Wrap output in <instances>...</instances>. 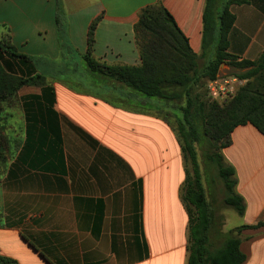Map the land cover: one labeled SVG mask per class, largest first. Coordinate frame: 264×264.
I'll list each match as a JSON object with an SVG mask.
<instances>
[{
    "label": "crops",
    "instance_id": "crops-1",
    "mask_svg": "<svg viewBox=\"0 0 264 264\" xmlns=\"http://www.w3.org/2000/svg\"><path fill=\"white\" fill-rule=\"evenodd\" d=\"M245 1L229 7L226 54L238 63L264 51V0ZM155 4L196 56H212L214 44L202 48L206 0H0V40L8 34L50 89L17 94L21 144L27 127L36 144L27 159L43 163L20 161V145L0 173V256L18 264L188 263L184 158L176 132L155 111L168 102L90 72L83 60L88 28L100 18L92 58L140 66L133 28ZM227 78L234 94L246 83ZM230 140L222 154L246 204L242 225H254L264 218V136L247 124ZM243 233L244 264H264V227Z\"/></svg>",
    "mask_w": 264,
    "mask_h": 264
},
{
    "label": "trees",
    "instance_id": "trees-1",
    "mask_svg": "<svg viewBox=\"0 0 264 264\" xmlns=\"http://www.w3.org/2000/svg\"><path fill=\"white\" fill-rule=\"evenodd\" d=\"M245 2L206 0L202 48L205 50L214 44L213 58L206 66L199 64L204 54L198 57L191 51L174 19L160 4L142 9L133 28L141 60L138 67L108 66L94 60L91 51L100 18L94 20L87 31V52L83 60L90 72L98 73L147 98L170 103L185 102L181 111L187 129L184 126H179L177 130L172 128L177 134L185 164L182 200L189 215L187 264H244L246 255L240 250L242 233L264 227V218L254 225L239 226L225 234V242L220 249L210 247V234L217 226L214 212L216 198L221 197L222 206L232 209L239 217H243L246 210L244 199L236 192L235 170L225 160L222 150L231 145L230 134L237 127L249 124L264 136V51L254 62L238 63L226 54L228 35L235 20L229 7ZM221 65L230 66L234 71L232 76L246 83L222 104L214 102L208 107L199 105L197 112L203 123L198 135L196 127L189 120V111L197 102L195 87L204 78L208 81L216 79ZM35 72L34 61L19 54L10 45L6 34L0 40V173L6 170L20 145V161L30 167L43 163L37 158L27 159V153L34 150L36 144L29 140L31 132L27 127L21 144L22 129L18 127V116L15 114L19 106L17 94L22 88L50 90L45 78ZM204 108H208V112L202 117ZM156 115L165 119L159 112ZM199 137L204 142L201 148L207 166L208 187L203 185L197 163L195 145L200 142ZM1 221L0 214V224ZM0 264L18 263L0 256Z\"/></svg>",
    "mask_w": 264,
    "mask_h": 264
},
{
    "label": "rangeland",
    "instance_id": "rangeland-1",
    "mask_svg": "<svg viewBox=\"0 0 264 264\" xmlns=\"http://www.w3.org/2000/svg\"><path fill=\"white\" fill-rule=\"evenodd\" d=\"M60 32H62V28H60ZM214 55V52L212 53V56L208 57L204 56L203 59L199 61L200 66H206L210 60H212ZM72 63L78 64L80 61L76 58L72 59ZM59 66V63L56 61V65L54 67ZM222 66V65H221ZM229 69L226 70V66L223 65L222 68L220 67V70L218 72V77H225L231 76L233 74V69L228 66ZM223 70V72L220 73V71ZM245 71V70H243ZM242 71V72H243ZM49 73L51 70L48 71ZM241 72V71H240ZM52 73L53 70H52ZM208 80L206 78L202 79L197 87H195L194 97H197V102L193 104V107L189 111V120L194 124V126L197 129L198 135L201 132L202 127V119L200 118L197 109L199 108V105H205L208 107L212 102L207 94V84ZM27 89V88H24ZM228 101V100H227ZM222 106V105H219ZM185 107V102L179 101V102H168L166 106L162 109L155 110L156 112H159L162 116L165 117L167 122L174 128L178 129L179 126H184L187 129V126L184 122L183 113L181 111L182 108ZM203 115L207 114L208 108H204ZM15 114L18 116V113L15 112ZM200 142L195 145L196 155H197V163L199 166V171L202 176V182L204 187H208L207 184V175H206V164L205 160L203 158V149L201 148V145L204 143L202 141V137H199ZM207 185V186H206ZM208 191V190H207ZM216 206L214 207L215 212V220L217 221V226L215 229L211 231L210 234V247L213 249H220L224 242H225V234H227L230 230L237 228L243 224L241 217H239L232 209H226L221 204V197L216 198ZM249 231H244L243 234L248 233ZM242 236V235H241ZM242 239V237H240Z\"/></svg>",
    "mask_w": 264,
    "mask_h": 264
},
{
    "label": "built area",
    "instance_id": "built-area-1",
    "mask_svg": "<svg viewBox=\"0 0 264 264\" xmlns=\"http://www.w3.org/2000/svg\"><path fill=\"white\" fill-rule=\"evenodd\" d=\"M232 79L217 77L207 84V94L211 101L222 104L231 99L235 94L231 87Z\"/></svg>",
    "mask_w": 264,
    "mask_h": 264
}]
</instances>
